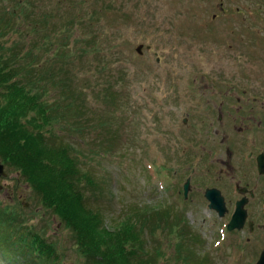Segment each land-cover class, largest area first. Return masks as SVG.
Listing matches in <instances>:
<instances>
[{
  "label": "rangeland",
  "instance_id": "1",
  "mask_svg": "<svg viewBox=\"0 0 264 264\" xmlns=\"http://www.w3.org/2000/svg\"><path fill=\"white\" fill-rule=\"evenodd\" d=\"M17 1L0 0V28L7 27L0 29V39L17 49L32 48L39 58L37 75L68 76L70 87L81 92L82 100L74 99L81 111L73 115L58 83L34 86L66 111V119L53 125L56 141L72 145L80 167L97 181L94 205L106 224L116 227L134 206L159 210L169 215L173 232L186 226L190 250L206 264H256L264 249V175L255 160L264 153V0H92L93 8L101 3L105 10L96 24L89 28L82 18L84 34L58 35L53 28L85 16L89 6L32 0L23 12ZM20 11L26 18L17 21L13 12ZM32 19H47L45 44V32L36 31ZM66 37L68 44H62ZM83 37L94 38L101 51L92 44L90 53L77 57L81 45L89 46ZM65 51L72 61L61 59ZM21 67L25 77L31 66L23 60ZM104 80L112 83L106 101ZM4 168L0 204L7 216L17 217L15 232L46 236L57 245L61 263L85 264L66 225L42 206L18 172ZM237 183L245 190L237 193ZM210 187L223 196L222 216L208 207ZM240 197L247 200L246 219L241 228L227 230ZM167 229L160 226L159 242L148 239L147 249L163 250L157 264H183Z\"/></svg>",
  "mask_w": 264,
  "mask_h": 264
},
{
  "label": "trees",
  "instance_id": "2",
  "mask_svg": "<svg viewBox=\"0 0 264 264\" xmlns=\"http://www.w3.org/2000/svg\"><path fill=\"white\" fill-rule=\"evenodd\" d=\"M40 1L49 3V0ZM57 1L59 6L69 1L68 5L71 7L76 3L86 4L89 7L85 16L78 15L67 23L59 25L55 30L53 28L52 32L55 35H58V32L67 33L69 30H73V33H76V30L77 33L81 32L83 23L90 28L96 24L100 14L105 12L101 3L93 8L92 0ZM31 2L32 0H19L16 5L23 4V12H25ZM57 10L56 7L53 8V11L57 12ZM23 12L15 14L13 12L15 20L21 21L26 18ZM32 22H34L32 25L37 24L36 31L38 29L45 32L42 34L44 36L42 42L45 44L46 39L50 40L46 32V27L49 25L47 19L44 21L32 19ZM3 23L9 26L10 20ZM4 27L3 25L0 29L6 31L7 27ZM84 37L81 41L88 43L89 46L81 45L80 52H76L77 57L84 55L86 51L90 53L91 47L95 45L94 38ZM6 41L0 39V159L9 169L18 172L39 197L42 206L66 225L64 226L68 229L73 244L85 264H157L163 253L162 249L158 245L154 247L153 252L148 251V239L159 242L157 229L160 226L167 228L168 225L169 237L171 240L175 239L173 243L176 249L175 258L183 259V264H191L193 261L194 264H206L203 257L194 256L190 250L191 244L188 240H191L187 239L188 235L185 236L186 226L182 227L183 231L179 227L173 232L169 215L160 216L159 210L152 211L150 208L134 206L121 221H118L116 227L111 228L106 224L102 210L94 205L97 203L100 191L97 181L91 173L80 167L78 159L71 152L72 145L56 141L59 134L53 125L57 124L59 118L66 119V111H63L60 105L57 107L50 104L40 94L41 91L34 90V86L40 89V83L43 81L58 83L65 89L61 97L69 99L64 103L65 106L73 107L75 110L73 115H79L81 111V106L74 105V99L82 100L81 92L70 87L74 85L68 76L57 78L46 77L44 74L37 75L34 72L35 61L39 62V58L32 52V48L17 49L16 45L10 47L5 43ZM67 41L66 37L62 44ZM76 41L77 38L74 39V42ZM100 49L95 45L93 50ZM71 55L69 51H65L61 53V59L72 61L74 57ZM23 60H27L31 66L26 68L28 74L25 77L22 75L21 67ZM103 82L106 88L101 93L106 101L109 97L108 88L112 83L108 80ZM46 87L45 85L42 88ZM85 114L86 111L83 112V116ZM79 128L81 130L82 126ZM16 218L7 216L6 210H2L0 204V257L4 261L3 264H63L57 245L45 239L46 236H41L37 232L31 233L29 230L15 232ZM18 228L21 229L20 226ZM191 238L196 240L192 236ZM183 251L187 252L183 253Z\"/></svg>",
  "mask_w": 264,
  "mask_h": 264
},
{
  "label": "water",
  "instance_id": "3",
  "mask_svg": "<svg viewBox=\"0 0 264 264\" xmlns=\"http://www.w3.org/2000/svg\"><path fill=\"white\" fill-rule=\"evenodd\" d=\"M141 45L137 47V50L140 52ZM258 161V170L260 173H264V154H259L257 157ZM4 164L0 161V178L1 176L6 175V171L4 168ZM3 185L0 183V191L3 189ZM188 189V183L184 184V192L186 193ZM242 191V190H241ZM205 196L210 201L209 207L214 208L217 210L218 214L222 216L224 212L226 211L224 199L221 195L220 190H218L215 187L212 188H206L205 190ZM246 198H242L236 202V207L234 212L231 215V219L228 223V228L233 229L235 227L241 228L244 224V221L246 219V209L244 208V205L246 203ZM250 226H252V222L249 223ZM256 264H264V249L260 252V255L258 257V260L256 261Z\"/></svg>",
  "mask_w": 264,
  "mask_h": 264
},
{
  "label": "flooded vegetation",
  "instance_id": "4",
  "mask_svg": "<svg viewBox=\"0 0 264 264\" xmlns=\"http://www.w3.org/2000/svg\"><path fill=\"white\" fill-rule=\"evenodd\" d=\"M251 154H252V152H249V153H248V158L251 157ZM255 160H256V167H257V155H256V157H255ZM237 185L239 186V184H238V183L236 184V188H237ZM236 188H235V189H236ZM239 189L242 190V191L245 190L244 188H242V187H240V186H239ZM249 193H250V196H251V197L254 196V194L252 193L251 190H249ZM241 197H242V196H241ZM262 224H263V223H262ZM262 224H259V225H262ZM263 225H264V224H263Z\"/></svg>",
  "mask_w": 264,
  "mask_h": 264
}]
</instances>
